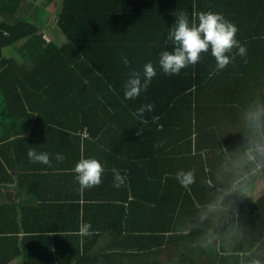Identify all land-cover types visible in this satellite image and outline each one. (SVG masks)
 <instances>
[{
  "label": "trees",
  "instance_id": "16d2710c",
  "mask_svg": "<svg viewBox=\"0 0 264 264\" xmlns=\"http://www.w3.org/2000/svg\"><path fill=\"white\" fill-rule=\"evenodd\" d=\"M26 2L0 0V167L6 173L0 182L16 175L21 197L30 149L50 159L64 152L80 160L136 154L137 144L174 130L177 141H188L187 152L207 163L201 180L229 197L223 205L232 229L220 236L222 250L214 254L222 262L233 253L238 264H264V193L256 200L246 194L250 185L264 184V0H28L25 12ZM55 9L60 39L44 33L43 16ZM206 12L235 24L246 55L217 70L209 50L179 74H165L159 59L174 47L170 29L182 14L191 24ZM148 62L156 76L138 97L125 99L129 74L138 70L143 83ZM148 104L152 110L137 115ZM82 194L88 200V191ZM73 205L79 228L87 223L88 203ZM57 206L28 204V218L23 202L0 206V264H121L136 257L129 249L139 247L138 239L130 234L118 238L119 247L109 252L114 258L93 261L56 234L71 223V217L56 220ZM119 221L112 219V229ZM229 242L235 252L225 247Z\"/></svg>",
  "mask_w": 264,
  "mask_h": 264
},
{
  "label": "crops",
  "instance_id": "0c3cea01",
  "mask_svg": "<svg viewBox=\"0 0 264 264\" xmlns=\"http://www.w3.org/2000/svg\"><path fill=\"white\" fill-rule=\"evenodd\" d=\"M176 137L174 130H170L153 138L151 143L137 144V155L127 150L118 155L99 157L97 160L104 166L102 182L87 189L80 188L73 171L80 161L78 153L64 152V159L59 162L56 157L51 158V166L33 162L27 156L21 197L17 196L16 175H13V180L0 182V206L23 202L28 218V204H58L56 220L71 217V223L67 231L56 234L67 236L66 241L71 240L77 250L82 249L93 261L107 259L109 252L119 247L115 246L118 238L123 240L131 234L138 239L139 247L129 249L136 257L129 261L118 260L122 261L121 264H238L237 258L231 256L233 253L223 262L214 254L215 250H222L220 236L225 234V230L232 229V225L230 228L226 226L233 216L223 205L229 197L214 187L216 184L201 180L206 171L203 165L207 166V163L198 157L200 154L195 153L194 156L187 152L188 141H177ZM199 139L201 144L207 143L206 137L200 136ZM153 150L156 153L151 154ZM7 157L11 165L15 163L10 152ZM6 164L4 161V168L13 174V167ZM129 165L133 168L130 169ZM113 169L125 177L120 187L114 186ZM181 170H191L194 174L193 182L187 187H183L175 177ZM1 175L6 173L0 167ZM80 191H88V200L84 194H79ZM262 193L264 184H253L246 190L253 200ZM85 202L88 203L87 223L91 224V235L87 236L80 234L81 227H76V221L80 222V219L74 218L78 208L73 205ZM238 210L235 208L233 212L238 215ZM8 213L13 216V211ZM45 216L43 214V218ZM113 218L120 221L112 229L110 223ZM47 232L55 234L54 231ZM233 246L231 242L225 244L226 248L230 247V252H235L232 251ZM105 261V264H110ZM9 264H20V260L15 259Z\"/></svg>",
  "mask_w": 264,
  "mask_h": 264
},
{
  "label": "clouds",
  "instance_id": "9594fccd",
  "mask_svg": "<svg viewBox=\"0 0 264 264\" xmlns=\"http://www.w3.org/2000/svg\"><path fill=\"white\" fill-rule=\"evenodd\" d=\"M237 27L235 24L226 20L222 14L206 12L199 14L198 23H189L186 14H182L175 26L168 34V39L173 44L172 51L164 50L159 59V65L162 71L168 75L179 74L182 68L189 65H195L201 59L203 53L211 51L215 58L217 70H223L234 59L235 55H246L247 49L236 38ZM233 49H237L233 53ZM231 54V55H230ZM122 62L127 65L129 60L122 56ZM157 74L156 68L151 62L144 65L143 83L141 73L133 70L129 74V79L125 83V99H135L139 96L142 89H146L148 83ZM151 111L152 105H144L137 110V115L142 117L144 111ZM147 123L146 120L143 121ZM142 130L139 129L137 135ZM28 157L33 162L43 163L51 166L48 153H37L35 150L28 151ZM61 154L56 155V160L63 161ZM76 180L81 189L98 186L102 182L104 166L95 158L81 159L74 167ZM114 186L120 187L125 182V177L116 169H113ZM176 178L183 187H187L194 180V174L191 170H181L177 172ZM91 224H83L80 228L81 235H91Z\"/></svg>",
  "mask_w": 264,
  "mask_h": 264
},
{
  "label": "rangeland",
  "instance_id": "374dc122",
  "mask_svg": "<svg viewBox=\"0 0 264 264\" xmlns=\"http://www.w3.org/2000/svg\"><path fill=\"white\" fill-rule=\"evenodd\" d=\"M23 10L26 12L28 10V0L26 2V4L24 5ZM57 9L53 10L52 12H50V14L48 16H46V18H44L43 16V20L46 21L47 26H45V31L44 32L46 35L53 36L52 38L54 39H60L62 38V36L64 37V34L61 32V30L59 29V27L55 24L56 23V17H57ZM261 190L258 189V194H260Z\"/></svg>",
  "mask_w": 264,
  "mask_h": 264
}]
</instances>
